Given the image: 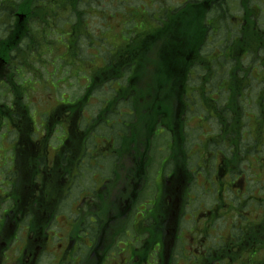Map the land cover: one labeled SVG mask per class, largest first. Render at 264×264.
<instances>
[{"label": "trees", "instance_id": "trees-1", "mask_svg": "<svg viewBox=\"0 0 264 264\" xmlns=\"http://www.w3.org/2000/svg\"><path fill=\"white\" fill-rule=\"evenodd\" d=\"M17 1L19 0L14 2V6ZM229 1L214 0V12L212 8L207 9L205 3L201 1L188 3L177 13H170L172 15L168 16V21H165L166 23L158 28L153 36L148 37L155 41V45L147 41H143L140 46L133 44L129 47V54H124V59H114L109 62L108 80L119 78L125 72L133 73L129 81H126V97L130 94L128 89H135L131 92L132 95L135 94V99L131 102L132 108L130 107L134 114L129 115L128 121L121 119L122 126H126L127 130L122 136L114 139L120 158L114 160L111 165L113 167L112 176L110 175L113 179L112 185L118 186L120 180L126 181L124 165L133 166L136 176L146 172V168L152 162V157L148 153L153 148L156 125L159 121H163L172 133L170 151L176 168V173L170 179L171 183L168 182L165 189L174 188L175 178L180 173H184L182 179L178 180L182 191L184 185L191 179L189 153L186 148L187 135L183 126L185 117L183 114L187 109L185 92L188 86L186 84L189 81L190 71L197 64L196 56L199 53V57L200 55L202 57V53L207 52L203 50L206 49L208 37L212 33V26H216L218 30L224 25L228 27L231 19L233 20L234 16L230 12L232 6ZM42 3L48 8L54 6V0H42ZM257 3L258 0H239L240 6L236 7H240L239 12L245 24L241 22L240 28L234 31L228 27V34L222 40L228 47H232L235 55L234 59H231L234 65L229 71L227 83L224 84V80L220 81L223 88L226 86L228 97L225 104L218 103L219 107L210 103L209 96H205L204 92L215 87L214 82L209 81L212 73L209 68L212 69L216 63L207 62L210 53H203L200 61V65L209 70L200 82L202 98L209 102V110L213 109L218 116V121L224 125L225 135L230 138L233 136V142L237 145L240 142H237L235 138L238 139L242 134L245 116L244 109L239 103V96L244 95L248 89L246 82L249 75L248 69L245 71L241 66L243 62L240 56L243 53H249L251 58L249 67L253 64L258 65L256 57H259V67L264 73V46L261 44L264 39V15L260 16L254 10ZM86 5V0H59L57 6L79 9ZM260 53L263 55L258 56L257 54ZM219 61L224 63L227 60L222 57ZM239 69L243 72L239 73ZM147 77L150 79L145 82V85L152 91H147V86L139 90L138 86ZM259 84L262 89H259L256 101L261 106L259 111L261 110L264 118V75ZM6 87L4 93L14 91L16 102L22 101L23 93L21 96H19L20 93L18 94L21 90L19 85L11 86L12 89L9 86ZM99 87L98 83L94 86V90ZM3 98L5 96L3 97L2 94L0 102ZM121 102L117 93L112 94L108 107L105 110L102 109V113L94 123L90 124L91 127L87 128L86 132L74 124L62 153L54 159L49 158L47 149L51 130L48 129L44 137H35L34 123L28 107L26 106V109L18 105L16 111L12 108L14 121L18 124V137L22 132L21 146L17 153L20 174L13 185V193H17L13 201L15 208L20 210V212L17 211L20 216H38L39 214L40 229L42 223L49 221L57 213L62 205L61 193L64 191L63 184L68 177L67 173L71 171L73 165L77 169L82 167L80 158L87 148V141L90 138L88 134L97 123L105 121V117L119 124L120 110L118 108ZM9 109L0 105V129L1 119L10 114ZM112 150L115 151L114 148ZM102 152L103 150L99 148L98 154ZM237 153L238 149L236 155ZM235 228H237L235 234L227 238L229 241L218 245V248L212 247L205 253L204 264H264V255H259L264 252V214L256 222L245 218L240 226L237 225ZM163 232L159 230V235Z\"/></svg>", "mask_w": 264, "mask_h": 264}, {"label": "rangeland", "instance_id": "rangeland-1", "mask_svg": "<svg viewBox=\"0 0 264 264\" xmlns=\"http://www.w3.org/2000/svg\"><path fill=\"white\" fill-rule=\"evenodd\" d=\"M186 0H108L107 1V7L108 8H117L118 12L113 19L106 24V29L103 31H96L99 29V23H97V18H94L92 20L91 24V31L96 32V37L92 40V50L90 53V56L77 59L75 56V45H74V28L72 27V30H68V32L63 33H57L56 34V44L54 48V58L52 60V64L57 63V61H63L64 63H67V68L65 71V75H76V73L80 72L81 68L83 69L84 76L82 78V83H77L76 81L71 82L70 84H66L67 86L62 87V90L66 91V95H64V91H62L60 88V79L62 74H58L55 71L54 72H46L45 79L41 81H37V77L35 74H27V85L32 86L33 89L36 90H29L31 91L29 93V101L32 103V107L35 111V118L38 124L41 123L42 117L41 115L44 114V112H47L50 108H54L56 105V102L62 103L63 107L67 104L68 99L66 97H72L73 99L81 96L84 92V88L86 83L84 82L85 79L88 77V69L89 66L92 64L91 59H95L96 61L100 60L99 54L101 52L105 53L108 52L109 54H112L114 57H117L119 55V48L123 47L125 44L127 47H130L133 43H137L139 40L138 34L143 32L145 29H147L150 26L149 21L146 19V16H149V12L154 13L156 15V18L160 17V22L164 25L168 21V16L170 15L168 13V9L164 8L165 5L169 4L171 7L179 6L180 4H183ZM263 2V3H261ZM117 6V7H116ZM260 8L261 10H264V1H258V4L256 5L255 9ZM145 17V19H143ZM150 17V16H149ZM151 19V18H150ZM152 21V19H151ZM81 31L83 30V26H80ZM90 31V30H89ZM106 32V33H105ZM133 32V33H131ZM118 34H121V41L122 45L120 47H117V44L120 42L118 39ZM132 34H136L134 38H132ZM107 38V40H106ZM73 47V48H72ZM220 46H216L212 43H209L208 45V51L212 50H219ZM59 49L63 50V53L59 52ZM87 49L85 50V53H87ZM229 52H233L232 49L229 50ZM97 55V56H96ZM210 57H214V54ZM49 54H46L43 59L48 60ZM32 58H29L27 62L29 64H32L35 68H39L38 64L32 62ZM257 71L256 69L254 72ZM212 77V76H211ZM80 78V77H79ZM81 79V78H80ZM30 80V81H29ZM210 81H213L210 80ZM39 83V86L38 84ZM47 84L50 89L48 91H45L43 89H39V87H42L44 84ZM198 84V78L195 74V78L192 80L191 86H196ZM217 86L220 88L221 84H217ZM106 87V88H105ZM105 87H99L94 94V96L90 99L87 113L85 118L83 119V123H87L91 120L93 115H96L101 106L104 102V96L110 93V87L111 85L107 84ZM135 90V89H133ZM195 89H192L189 92V97L191 95V98L194 100V104L191 105V109L188 113V119L190 121L189 123V147L191 149V156L194 163V171H195V179L193 182V185L190 187L189 195L187 199V202L185 203L183 207V215L181 218V238L180 243L176 244L174 247V252L172 254L173 261H177L176 264H192L190 262L193 257L198 255L203 249L201 248L203 245L205 246V243L207 245L209 244H220L219 242L222 240L221 243L229 241L227 239L231 236V234H235V231L237 228L232 229L231 226H233V222L237 221L238 216L235 215V213H243L247 210L253 211L254 207V201L251 200L249 202V205H242L238 204L241 200L243 201L244 198H248V196L251 195V198L259 197V194L261 193L260 187H263L264 190V144L260 145L262 151H253L248 152L247 156L245 155L246 151L250 148L248 146H251L254 141H256L257 146H259L260 142L258 141V134L263 135L264 140V129L263 131L258 129V123L261 122L264 123V119L261 116V119L258 118L257 120L254 112L255 107H248L245 108V117H244V131H243V141H241L239 150L242 152L240 153V156L244 158L240 162V167L244 171L243 177L241 179H238L237 185L231 184V179L228 178L224 182V187H226L223 200L225 199L227 202V206L223 207H217L218 203L220 205L219 197H218V187L217 182L214 180L213 175L215 174V167H219V164L217 163L220 156H222V152H225V157H227L231 150L229 148V142L227 140H224V142H219L216 145H211L210 150H207L203 143L207 142L208 136H214L218 132V123L216 122L215 118H210L208 121H206V117L208 115V112L205 110L204 107L198 103V100L195 97ZM215 95V93H212V97ZM220 98L222 101L225 100L226 94H221ZM135 94L131 95L129 97V101H134ZM215 100L214 98H212ZM245 102H249V97L245 98ZM245 105V104H243ZM70 107H75L74 103L69 104ZM123 110L121 111L122 115L128 110L125 107H121ZM73 109V108H72ZM123 116L120 117V120ZM70 118L69 113L62 112L60 116L55 119V124L58 127L57 133L54 136L53 144L56 146L59 143V140L62 139L65 135V132L63 130V127L61 125L68 121ZM195 121H194V120ZM260 121V122H259ZM198 122V123H197ZM111 123V121H109ZM201 123V124H200ZM198 126H201L202 129H200ZM122 127L121 121L119 124L114 127L113 131L116 129ZM260 128V127H259ZM163 131L162 128L158 130L157 133ZM257 132V133H256ZM206 133L208 136H206ZM104 136V133H98L95 135V140L97 142L100 141ZM168 135L163 134L160 138V149L162 150V153H157V156L155 158V161L153 163V166L151 168L152 174H155L156 170L160 168L161 166V160L162 156L166 154V151H164V145L167 141ZM255 138V139H254ZM11 139L12 135L9 136L8 140L4 139L2 141V156H7L10 158L11 156ZM108 139V138H107ZM106 139V140H107ZM201 142V143H200ZM201 144V145H200ZM216 149H219L215 151ZM198 152V153H197ZM103 156L108 160L104 161L102 158L99 159L101 162L98 163L99 170L106 173H111L112 168L109 165V161H112L109 156H107L104 152H102ZM199 154V155H198ZM223 156V158H225ZM263 158V159H261ZM202 159V163H201ZM203 167H201V166ZM216 165V166H215ZM262 165V167L260 166ZM3 166V165H2ZM3 167L0 168V186H4V171ZM218 170H216L217 172ZM150 172V174H151ZM3 173V175H2ZM216 178L218 182L220 180H224V178H219L218 173H216ZM95 181L97 184H101V178L98 177L95 173ZM9 176V174H8ZM4 183V184H3ZM111 188L114 187L112 183H110ZM153 189H155L153 187ZM152 191V189H149L145 194H148ZM153 192H151L152 194ZM224 200V202H225ZM154 202H150L147 206H145V209L141 210V216L144 217L142 223L139 222V226H137L138 232H134L128 236V238L131 241V244H135L139 242V235L138 233L144 230H149L147 228L148 225L155 226L154 220H157V216L153 214L152 208L154 207ZM237 205V206H236ZM213 207H217V213L219 214L218 217H216L214 220H211V218H208L207 215L203 213V210L211 209ZM138 215V214H136ZM139 216V215H138ZM207 216V217H206ZM210 216L212 217L213 214L210 213ZM253 216L256 218V212L253 211ZM70 220H74L71 216L69 218ZM60 223L58 225L54 226V229L58 227L60 235H64L67 233V229H65V222L64 218L61 217ZM149 221V223H147ZM127 238V239H128ZM198 240V242H197ZM199 240H201L199 242ZM62 243V241H55V244ZM120 250H124L121 245L128 246L129 244L122 243L121 241L118 242ZM200 246V248H199ZM16 246H14L15 248ZM176 248H177V254H176ZM184 248V250L182 249ZM185 251V254L183 257L181 255V252ZM12 253L10 250L8 252ZM56 255L58 253L56 252ZM116 253H112V259L117 258L118 256H115ZM260 255H264L263 253ZM52 255L48 254L46 257L41 261V264H53V261H47V259L51 258ZM115 257V258H114ZM68 263L77 264L78 261L73 257H67L66 258ZM260 264V263H259Z\"/></svg>", "mask_w": 264, "mask_h": 264}, {"label": "flooded vegetation", "instance_id": "flooded-vegetation-1", "mask_svg": "<svg viewBox=\"0 0 264 264\" xmlns=\"http://www.w3.org/2000/svg\"><path fill=\"white\" fill-rule=\"evenodd\" d=\"M16 13L0 7V25L3 26L4 31L13 28V21L17 18ZM27 20L28 32L31 31L30 26L32 24L39 22V8L30 9ZM243 23L245 24V20ZM37 24L39 25V23ZM2 39L3 37H0V44ZM12 55L4 54V51L0 49V58L5 59V64L17 58L21 59L17 52L14 53V57ZM101 73L104 74L105 70H102ZM64 146H62V150ZM61 153V151L52 152L49 153V156L54 159ZM75 169V167L71 168V170ZM124 174L126 175V181L120 180V184L113 188L105 178L103 180L104 184L96 186L93 193L90 189L81 191L79 203L75 202V190L70 184L65 195L73 197L72 206H76L72 210L78 217L73 221H67V233L52 237L50 231H47L45 237H29L20 255L14 257L9 264H41V261L48 254H51L52 257L47 261L52 260L53 264H72L67 262V257H74L78 261L77 264H176L172 262L174 247L168 246L166 237L159 235L154 226L153 229L139 232L138 234L141 237H139V242L135 244H131L128 238L130 234L138 232L137 226L144 219L140 214L141 210L145 209V206L150 202L157 203L155 198L161 194V186L167 176L163 177L160 171L156 177L158 193L153 196L155 198L140 201L138 198L143 188L137 184L127 182L128 173L126 168ZM219 175L222 178L225 177L221 182L223 189H226L224 182L228 178L232 180L231 184L233 186L238 184V179H241L232 165V160L224 162L223 167L219 170ZM176 192V199L179 200L177 196L180 195L181 190L175 187L167 190L164 199L172 201V196ZM145 195L150 196L151 194ZM163 208L170 211L168 205L164 204ZM56 222L59 223L60 221L56 218ZM57 240L62 241V243L55 244ZM119 241L122 243L127 242L129 247L121 245L124 250H120ZM201 248L203 250L195 256V259L192 258L190 261L192 264H197V262L198 264H204L205 253L212 247L203 245ZM56 252L58 255H56ZM114 252L116 253L115 256L118 257L112 259V253ZM184 254L185 251L181 252L183 257H185Z\"/></svg>", "mask_w": 264, "mask_h": 264}, {"label": "bare ground", "instance_id": "bare-ground-1", "mask_svg": "<svg viewBox=\"0 0 264 264\" xmlns=\"http://www.w3.org/2000/svg\"><path fill=\"white\" fill-rule=\"evenodd\" d=\"M108 0H95L85 11L71 15L67 18H59L55 21L47 22L44 26L41 28L35 29L30 33H27L24 35L21 39H19L14 45L9 47L7 50L4 51V54H14L16 51H18L20 48L34 44L36 42H40L43 39L56 35L57 33H63L67 32L69 29L72 30V27L75 29L80 28V26H84L94 18L98 16L104 5L107 3ZM227 33V27L224 25L222 28L218 30V32L211 37V40L209 43H212L216 45L220 40H222ZM208 43V45H209ZM207 45V47H208ZM84 49L81 48L80 52H83ZM229 62L225 61L223 63V66H228ZM209 70H214V66L212 69L209 68ZM209 70L205 68H201L197 73L198 81L203 78L206 73L209 72ZM127 130L126 126H122L115 131H113L110 135V138L112 140L118 138L119 136H122V134Z\"/></svg>", "mask_w": 264, "mask_h": 264}]
</instances>
